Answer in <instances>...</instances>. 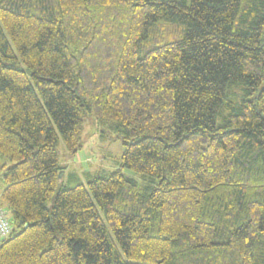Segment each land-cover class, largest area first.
<instances>
[{"label": "trees", "instance_id": "obj_1", "mask_svg": "<svg viewBox=\"0 0 264 264\" xmlns=\"http://www.w3.org/2000/svg\"><path fill=\"white\" fill-rule=\"evenodd\" d=\"M0 170V264H264V0H0Z\"/></svg>", "mask_w": 264, "mask_h": 264}, {"label": "rangeland", "instance_id": "obj_2", "mask_svg": "<svg viewBox=\"0 0 264 264\" xmlns=\"http://www.w3.org/2000/svg\"><path fill=\"white\" fill-rule=\"evenodd\" d=\"M99 134L97 133L96 125L90 117L84 118V129L82 133V150L74 155L69 156L63 154L61 149H58L60 161L66 166L64 177L61 183H58L56 192L62 186H70L71 176L76 172L82 170H97L108 169L113 170L115 168V162L123 154L125 147L122 140L116 134H110L107 138L99 140ZM12 163H7V168L11 167ZM4 170H0V193L4 188L3 182ZM55 192V194H56ZM47 203L48 208L51 210L53 205L54 196ZM7 211V210H6ZM8 218L10 217L9 213Z\"/></svg>", "mask_w": 264, "mask_h": 264}, {"label": "built area", "instance_id": "obj_3", "mask_svg": "<svg viewBox=\"0 0 264 264\" xmlns=\"http://www.w3.org/2000/svg\"><path fill=\"white\" fill-rule=\"evenodd\" d=\"M12 233V228L3 208L0 206V245L6 240Z\"/></svg>", "mask_w": 264, "mask_h": 264}]
</instances>
